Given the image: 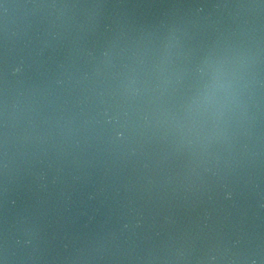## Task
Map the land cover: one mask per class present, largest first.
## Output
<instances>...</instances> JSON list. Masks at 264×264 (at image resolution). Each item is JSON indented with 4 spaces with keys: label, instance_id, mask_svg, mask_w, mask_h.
Here are the masks:
<instances>
[{
    "label": "water",
    "instance_id": "water-1",
    "mask_svg": "<svg viewBox=\"0 0 264 264\" xmlns=\"http://www.w3.org/2000/svg\"><path fill=\"white\" fill-rule=\"evenodd\" d=\"M0 264H264V0H0Z\"/></svg>",
    "mask_w": 264,
    "mask_h": 264
}]
</instances>
